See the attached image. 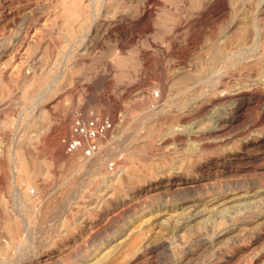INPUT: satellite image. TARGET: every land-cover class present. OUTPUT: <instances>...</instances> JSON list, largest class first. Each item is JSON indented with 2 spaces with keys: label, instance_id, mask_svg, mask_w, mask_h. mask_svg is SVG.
<instances>
[{
  "label": "rangeland",
  "instance_id": "obj_1",
  "mask_svg": "<svg viewBox=\"0 0 264 264\" xmlns=\"http://www.w3.org/2000/svg\"><path fill=\"white\" fill-rule=\"evenodd\" d=\"M206 1H14L10 14L14 22H11L7 33H0V45L12 39L14 50L20 41L24 43V49L16 60L12 59V54H7L0 61L5 60L4 64L8 63L6 67L10 70L15 63H19L24 71L18 75L13 71L8 81L6 77H0V264H252L253 256L264 247V239L253 242L255 231L264 226V190L252 196L250 194L264 189V168L236 174L229 180L228 176L222 178L225 180L214 179L212 184L187 193L162 194L160 189H156L145 202L122 215L109 228L87 242L74 239V234L79 233L82 226H87L95 215L112 207L116 201L109 187V179L118 174L112 165L117 158H126V162L133 160L134 171L138 175H144L152 168V175L157 178L148 181L146 187L160 185L165 182L166 173L173 172L172 169H187L195 173L198 168L201 169L199 173H204L220 165L230 152L254 149L252 143L241 149L240 141L247 138L252 142L257 135L264 133V121L258 120L259 108L250 110L248 119L232 125L221 135L201 133L197 138L188 137L185 133L178 134L180 136L174 134L171 128L173 116H164L160 111L156 115L153 113L156 110L151 106H155V98L159 97L162 80L167 77L165 83L170 87L173 85L174 89L187 86L181 74L174 75L179 70L180 60H184L187 65L199 61L198 65H192V69H198L200 59H209L211 53L215 54V47L207 46L208 51L205 48L210 43L207 32L203 31L196 46L191 45L187 40L188 29L183 25L185 18ZM241 1L211 2L215 12L224 3L229 9L253 10L252 13L264 7V0ZM149 7L152 8L147 20L149 27L142 28L146 21H140V18ZM232 9L226 18L219 17L220 13L214 16L216 23L212 26L214 30L217 29V36L232 20ZM261 16L263 19L264 14ZM135 22L139 23L140 32L133 30ZM67 23L68 26L71 24L69 29L73 32L69 30L70 41L60 53L56 50L65 43L66 32L59 28ZM122 31H132L133 35L131 32L130 41L120 51L117 45ZM168 38H173L182 50L180 53L184 50L185 55L175 57L170 52ZM48 39H52V42ZM141 47L150 50L152 55L147 71H143L140 61H137ZM26 66L31 67L32 74ZM25 71L29 72V77ZM234 78H229L228 88L236 82ZM204 79L200 81L199 89L208 108L183 125L186 129L191 126L199 132L211 125L212 117L224 108L220 102L209 104V93L211 95L213 90L222 89L223 85ZM48 81L58 83L54 91L43 87ZM105 83L106 88L103 86ZM67 85L69 95L65 92ZM56 92L62 94L61 97L54 100L49 108L43 107ZM165 99L167 94H160L158 103L165 102ZM110 103L117 106L113 119L108 107ZM183 104L186 105L183 102L181 106L175 107L177 112ZM94 131L99 135L94 136ZM44 132L56 136L58 146L49 148L65 151V158L53 162L41 143ZM86 133L88 141L92 140V146H95L94 150L82 148L86 143L83 140L86 139ZM99 157L103 167L107 166L105 174L99 171L96 162ZM246 191H249V196L228 203L219 210L220 213L218 210H207L211 207L205 205L208 195L227 194L230 197ZM185 200H197V210L203 208V214L182 225L186 214L178 206ZM172 209L175 210L170 213ZM122 237H125L124 240ZM160 242L164 245L160 246Z\"/></svg>",
  "mask_w": 264,
  "mask_h": 264
},
{
  "label": "bare ground",
  "instance_id": "obj_2",
  "mask_svg": "<svg viewBox=\"0 0 264 264\" xmlns=\"http://www.w3.org/2000/svg\"><path fill=\"white\" fill-rule=\"evenodd\" d=\"M14 1L15 0H0V2H2L0 4V22H2V24L0 25V33H2V34L7 33V31H9L10 28H11V25H12L11 22L13 21V19H12V17H11L10 14H11V10L13 8ZM149 1H151V0H149ZM211 1L212 0H208V1L204 2V4L202 3V6L199 9L197 8V10L194 13L188 15L185 18V20L184 21L182 20V21H183V25L187 27L188 32H189V39H187V40H189V44L196 46L197 40L200 38V35L203 33V31H205V33L207 32V34H208V35H206V37H207V39L209 38V40H210L209 42L210 43L207 42L208 45L205 44L206 47L205 46L204 47L205 48H207V46L212 47V48L215 47L214 48L216 50V51L214 50L215 51L214 52L215 54H212L211 53V55H209V57L211 56L209 59L208 58L200 59V61H201L200 63L201 64H200V66H197V67H199L198 69H192V65H195L197 63L199 64V61H196L195 64L187 65V63L184 60L183 61L180 60L179 61V68H178L179 70L176 71V72H174V75L175 74H181L182 77L185 78V82L187 83V86H184L183 85L184 88L182 87V89H178V88L177 89H174L173 88L174 87L173 85H172V87H170L169 84L167 85L165 83L166 78H167L166 77L164 80L161 81L162 82V87L160 88L161 89L160 90V93H158L159 97L158 98H155V103L153 104L155 106H151V107H153V109L156 110V112L153 111L154 114L155 113H158L157 111H160V112H162V114H165L164 116H167V115H170V116L172 115L173 116L172 117L173 118L172 121H174V122H173V127H171V128H172L174 134H177L178 135V134L185 133L186 136L191 137V138H193V137L194 138H197V136L199 134H201V133L202 134H206L208 136L209 135H215V136L216 135H221V134L225 133L229 129V127H231L232 125H235L238 122L240 123V121L242 122L244 119H246L247 117H249L248 116L249 115L248 112H250V110H252L254 108H259L260 109L259 110V114H258V117H259L258 120L264 121V20H263L264 17H263V19L261 18L262 17L261 14H264V7L263 8L262 7H259L258 11L254 12V13H252L253 10L250 11L251 12L250 13V12H247L248 10H246V9H243V10H246V11H240L238 8H234V10H237V9L239 10V11H234L232 8H230V9H232L231 10L232 20L230 21V23L228 22L229 24L227 23L228 25L226 27H224V30L221 33L219 32L220 35L217 36L216 33L218 31L215 32V30H217V29L214 30V26H212L213 23H216V21H215L216 18L214 16L217 15L218 13H220L221 15L219 17L222 16V17L226 18L227 17L226 15H228L230 13V9H229V6H227L224 3L223 5L221 4L220 9L219 8H218L219 10L216 9L217 11L215 12V9L213 8V4H212L213 2H211ZM15 4H16V2H15ZM14 8H15V5H14ZM151 9H150V7L149 8H146L143 11L142 15H141L140 21H142V20L146 21V23L144 24V26H142V28H147L148 29V27H149L148 26L149 24H148L147 20H148V18L152 14V10ZM240 9H242V8H240ZM30 10H28V12ZM82 11H83V9H82ZM210 11L212 12V14H211ZM208 13H210L211 16L208 15ZM229 18H231V17L229 16ZM259 19H262V20H259ZM219 20H220V18H219ZM220 22H221V20H220ZM70 25L68 26V23H67L66 26H63V27H60L59 28L60 30H63L64 32H66L65 33V35H66L65 37L66 38L63 37V38H65V43L63 42L62 45L59 46V48L56 50L57 52H60L61 53V51H64V49L68 46L67 45V42H69L70 41L69 38H71L70 35H69V30H70L69 27H70ZM207 26L209 28L207 30H203ZM44 27H47V26H44ZM133 27H134L133 30H135V31L137 30L138 32H140V30H139V28H140L139 23L134 24ZM11 31H13V30H11ZM48 31H49V29H48ZM52 31H53V29H51L50 33H52ZM70 31H72V30H70ZM127 32H123L122 31V32L119 33V40H118L117 48L120 51L122 49H124V44L126 42L130 41V39H131V32L132 31L131 32H128V33ZM135 33L136 32H134V34ZM165 34H167V33H165ZM21 35H23V34H21ZM132 35H133V32H132ZM50 38H52V37H50ZM163 38H164V36H163ZM168 39L169 40H168L167 43L169 45L170 52L175 57L176 56L177 57H181V55L184 54L185 51L183 50V52L180 53L182 50H180L178 48V45L176 44L175 40L173 38H168ZM54 40H55V38H54ZM10 41L11 42H9V40H8V42L7 41L6 42L4 41V44L3 45H0V60L4 56H6L7 54H12L11 55L12 59L16 60L18 54H20V51H22L24 49V43L22 41L19 40L20 41V44H18V47L15 50H14V47H13L15 44L13 45L12 39ZM63 41H64V39H63ZM50 42H52V39H51ZM0 44H2V43L0 42ZM58 44H59V41H58ZM126 45H127V43H126ZM36 47H38V46H36ZM155 47H156V45H155ZM32 48H34V47H32ZM50 48H53V47H50ZM206 50L208 51V48ZM149 51L147 50V48H143V47L139 48V50H138V54L137 55H138V58L139 59L137 61H140V63H141V67L140 68L143 71H147L150 68L151 59H152L151 56L152 55H150ZM153 51H155V50H153ZM163 52H165V51H163ZM159 54H161V53H159ZM29 56H31V55H29ZM202 56H203V54H202ZM207 56L208 55L206 54V57ZM160 58H161V56H160ZM0 62L4 64L6 61L4 60V62H2V61H0ZM106 62H108V59H107ZM1 63H0V77H2V78H5L6 77L7 81H8V79L10 80L12 74L14 73L13 71H15L16 75H18V73H22L24 71V67L21 64H19V63L18 64L15 63L14 66H13V68H12V70H10V69H8L6 67L8 65V63H7V65H5L6 63L4 65L1 64ZM189 63L190 62H188V64ZM137 64H139V63H137ZM26 67H28V69L30 71L31 67L30 66H26ZM26 69L27 68H25V70ZM28 69H27V71H28ZM169 70H171V69H169ZM31 71L33 72V70H31ZM31 71H30V73H31ZM45 71H47V70H45ZM24 73L26 74V76H28L27 74H29V72H26V71ZM61 75H63V74H61ZM29 76H30V74H29ZM42 76H44V75H42ZM70 76H71V74H70ZM167 76H169V75H167ZM230 77H235L234 80L236 79L235 80L236 82L232 79L235 83L234 82H233L234 84L231 83V85L232 84L233 85L230 86V88H228L227 85L228 84L230 85V83H229V81H230L229 78ZM15 78H16V76L14 78H12V79H15ZM202 79H204V81L207 80V79L208 80L211 79V80H213V81H215V82L223 85L222 86V89L219 88L220 90H218V89L213 90L212 93H211V95L209 93V96L210 97L209 96L208 97H209V101H210L209 104L210 105H211V103L220 102V103H222L224 105V108H223V110L221 112H219V114H217L216 116L212 117V119H211L212 123H210L211 125H209L205 129H203L202 131L200 130V132H199V131H197V129H193L191 126H189V128L186 129L183 125H186L185 123H187V121L192 120V118H194L195 116L201 114L202 112H204L208 108V104L204 103V101L202 100V94H201L202 92L199 89V85L201 83L200 81ZM53 80H55V79H53ZM66 80H68V79H66ZM9 82H7V83L10 84ZM106 83H105V85L103 84V86L105 88L107 86ZM211 83H212V81H211ZM217 83H216V85H217ZM26 84H27V82H26ZM26 84H24V85H26ZM57 84L48 81V82H45V86H43V87L46 88L45 90L48 89L49 91H54L53 89H55L58 86ZM62 84L63 83H61V85ZM109 84H110V82H109ZM11 85H8V86H11ZM63 86H65V85H63ZM3 89H5V88H3ZM10 89H11V87H10ZM65 89H66L65 92L69 95V86L66 87ZM7 90H9V87H7ZM34 90H35V88H34ZM39 90H41V89H39ZM202 91H203V89H202ZM57 92H56V94H53V95L50 96V98L45 102V104L43 105V107L49 108L50 104L54 100H56L57 98H60L61 97L62 94L57 93ZM208 92H209V90H208ZM165 93L167 94V99H165V102L159 104L158 102L160 101V94L162 96ZM5 94H7V93H5ZM106 95H107V93H106ZM107 96H109V95H107ZM204 96L205 95H203V97ZM103 97L104 96L101 95V99L104 101L105 99ZM5 98H6V96H5ZM99 98H100V96H99ZM35 99H36V97H35ZM16 100H17V98H16ZM84 100H86V99H84ZM93 101H94V99H93ZM183 102L186 105L183 104L182 109H180L179 112H177L178 110H176L175 107H177L178 105H180V103H183ZM37 104H39V103H37ZM103 104L105 105V103H103ZM108 107H109L111 113L113 114L114 108H116L117 106L115 107V104L114 103H110V104H108ZM174 110H176L175 112H177V113H175ZM113 116H114V114L112 115V119H113ZM257 122H260V121H257ZM251 123H253V122H251ZM247 125H248V123H247ZM49 129H48V131H49ZM76 130H78V129H76ZM169 130H171V129H169ZM103 131H104V129H103ZM169 132H171V131H169ZM243 132H244V130H243ZM40 133H43V132H40ZM62 133H64V130H62ZM80 134L81 133H79V135ZM171 134H173V133H171ZM93 135L96 136V135H99V133L96 132V131H94L93 132ZM169 135H170V133H169ZM178 136H180V135H178ZM77 137H80V136H77ZM168 137H170V136H168ZM263 137H264V133H261V134L257 135L252 142L249 139H247V138L242 139L240 141V144H239V146H240L241 149L244 150V148H246V146L248 144H250V143L253 144L254 149L251 148L252 151H251V149H248V150L246 149L244 151H236V152L233 151V152H230V153H228L226 155L225 159H223L222 162L219 163L220 165H217L215 167H212L211 169H207L204 173H199L201 169L198 170V168H196L197 169V172L199 171L198 173L197 172L193 173L192 171H191L192 173H190V172H188L187 169H178V170L172 169L173 172H171V173H168L167 172L168 174L166 173L165 182L163 184L162 183L160 185L153 184V185L147 186V187H146V183L148 181H150V180H156V178H157L155 174H154L155 177L152 175V172L153 171H151L152 170L151 167H150L151 170L149 169V171H147L144 175H138L134 171V167H133V164H132V161L133 160L132 161L129 160V161L126 162V158H125V160H123L122 157L121 158H117L116 160H114V162H113L112 165H113V170L115 168V170H116V172L118 174L116 173L117 176H115V174H114L115 177H111L109 179V182H110V186L109 187H110V190H112V192L114 193L113 196H114V199L116 201L113 203L112 207L106 208L103 212L95 215V217L92 218V220L89 222V224L87 226H84V227L82 226L81 231L79 233L76 232V234H74L75 241H86V240L94 237L95 235H98L100 232L106 230L116 220L120 219L122 215L128 214L136 206H138L141 203H143V201L145 202V200H147L152 195L153 191L156 190V189H160L161 190L160 192L162 194L163 193H167V194H172L173 195L175 193H181V192L187 193V192H192V191H194L196 189L202 188L203 186L212 184V181L214 179H218V178H221L222 179L223 177L228 176V180H229V179L233 178L232 176H234L236 174L238 175L239 173H245V172L248 173V172H252V171H255L256 172V171H258L260 169H263L264 168V141H262V138ZM41 138H42V141L40 140L41 143L43 144V146H45L46 150H48V152H49V154L51 156L50 158L53 160L54 163L57 162L58 160L62 159V158H65L67 156V153L65 151H64L65 152L64 153L63 151H61L58 148H57L58 150L57 149L56 150L55 149H50L52 147L54 148L55 146L56 147L58 146L57 145V141L55 142L56 136H51L50 133H48V132L45 133L44 132V134H43V136ZM83 140H85L84 143L86 142L85 145H84V147H82L83 149L85 147H89L91 150H94L95 146L94 147L92 146V142H91L92 140L90 142L88 141L89 140V137H88L87 133H86V139H83ZM199 145H201V144H199ZM97 149H98V147H97ZM238 150H240V149H238ZM67 152H68V150H67ZM91 152H93V151H91ZM100 157L98 158V161H96V162H97V165H99V171H101V173L103 172L105 174L106 173L107 166L103 167L102 163L99 162L100 161ZM106 160H107V158H106ZM145 168H146V166H145ZM194 171H195V169H194ZM222 180H225V179H222ZM231 182H232V180H231ZM262 190H264V189L261 188V190L256 191V192H253L252 191L253 193H251L250 195L252 196L255 193H260V191H262ZM112 192H111V194H113ZM248 192L249 191H246V193L244 192V194L241 193L239 195H237V194L234 195L233 194V196H230V197H228L227 194L226 195L224 194V195H221V196H219V195H213V194L212 195H208L206 197L207 200H206L205 205H208V206L210 205L211 206L210 208H207L208 211H209V209L215 210V211L218 210V212L220 213L219 210L220 209H223V207H225L228 203L233 202L234 200H238L240 198L243 199L244 197L249 196L248 195ZM105 196L107 198V195H105ZM110 198H111V196H110ZM110 198H108V199H110ZM248 202H250V201H248ZM198 206H199V202L197 200H185V201H183L178 206V208L181 209L182 211H184L185 214H186L185 219L182 222V225H187L191 220H193V219L197 218L198 216H200L201 214H203V208H201L200 210H197V207ZM204 209H206V208H204ZM173 210H175V209L170 210V213ZM204 212H206V210ZM169 216H171V214ZM122 238L124 240L125 237H122ZM122 238H120V240ZM261 239H264V226L261 227V230H259L257 232L255 231V237L253 238V242L254 241H257V240H259V242H260ZM123 240H121V241H123ZM121 241H120V243H121ZM116 244H117L116 246H118V243H116ZM159 245L160 246H163L164 244H163V242H160ZM263 258H264V247H262V250L260 252L256 253L253 256V258H252V264H264Z\"/></svg>",
  "mask_w": 264,
  "mask_h": 264
}]
</instances>
